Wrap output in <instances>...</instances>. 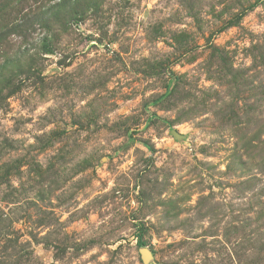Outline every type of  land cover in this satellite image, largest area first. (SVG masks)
Listing matches in <instances>:
<instances>
[{"label": "rangeland", "instance_id": "obj_1", "mask_svg": "<svg viewBox=\"0 0 264 264\" xmlns=\"http://www.w3.org/2000/svg\"><path fill=\"white\" fill-rule=\"evenodd\" d=\"M0 264H264V0H0Z\"/></svg>", "mask_w": 264, "mask_h": 264}, {"label": "water", "instance_id": "obj_2", "mask_svg": "<svg viewBox=\"0 0 264 264\" xmlns=\"http://www.w3.org/2000/svg\"><path fill=\"white\" fill-rule=\"evenodd\" d=\"M141 255L143 258H146L148 255V252L145 249H143V250H141Z\"/></svg>", "mask_w": 264, "mask_h": 264}, {"label": "trees", "instance_id": "obj_3", "mask_svg": "<svg viewBox=\"0 0 264 264\" xmlns=\"http://www.w3.org/2000/svg\"><path fill=\"white\" fill-rule=\"evenodd\" d=\"M137 245H138V247H143L144 246V244L139 242V241H138Z\"/></svg>", "mask_w": 264, "mask_h": 264}]
</instances>
